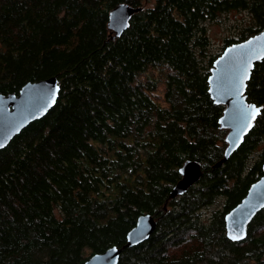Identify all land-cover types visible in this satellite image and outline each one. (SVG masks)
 I'll return each instance as SVG.
<instances>
[{
	"label": "trees",
	"instance_id": "1",
	"mask_svg": "<svg viewBox=\"0 0 264 264\" xmlns=\"http://www.w3.org/2000/svg\"><path fill=\"white\" fill-rule=\"evenodd\" d=\"M148 1L0 0V93L50 77L59 87L47 113L0 149V264H83L123 247L142 214L155 229L117 264H264V208L239 242L224 222L263 174L264 149L252 157L264 143V58L245 89L260 113L219 167L224 106L207 83L220 55L207 24L244 14L223 49L240 43L263 30L264 0ZM119 4L140 10L116 36ZM187 160L201 175L170 199Z\"/></svg>",
	"mask_w": 264,
	"mask_h": 264
},
{
	"label": "water",
	"instance_id": "2",
	"mask_svg": "<svg viewBox=\"0 0 264 264\" xmlns=\"http://www.w3.org/2000/svg\"><path fill=\"white\" fill-rule=\"evenodd\" d=\"M139 10L119 4L109 13V30L116 36L119 35L126 29L130 17ZM263 58L264 28L240 43L227 46L212 63L207 79L208 93L214 104L224 106L218 123L221 129L227 130L223 158L213 167L221 166L240 146L260 113V106L247 102L245 89L254 64ZM58 91L56 78L50 77L26 83L17 94L0 93V149L29 123L43 117L54 105ZM261 170L262 176L249 186L241 201L224 215L225 236L230 241L243 240L247 225L264 208V162ZM178 172L181 178L172 186L170 199L182 195L201 175L200 165L191 160L184 162ZM154 229V217L151 214H142L126 234V244L123 247L113 246L101 253H95L83 264H117L125 247L144 242Z\"/></svg>",
	"mask_w": 264,
	"mask_h": 264
},
{
	"label": "rangeland",
	"instance_id": "3",
	"mask_svg": "<svg viewBox=\"0 0 264 264\" xmlns=\"http://www.w3.org/2000/svg\"><path fill=\"white\" fill-rule=\"evenodd\" d=\"M154 0H149L148 4L151 5ZM247 16L244 14L239 13H231L228 16H223L218 19V21L210 22L207 24V32L208 36L212 43L211 52L214 54H221L223 49V40L226 37H232L235 36V33L237 31V26H240L244 23H246ZM223 49V50H222ZM158 70L154 71L153 75L155 77H158L159 73H157ZM145 77V76H144ZM142 77V78H144ZM164 91V83L160 82L158 85V89L156 91V94L161 95ZM264 149V143H261L256 148V153L252 157V162L256 161L257 159L260 160V155L262 154V151ZM218 204H215L214 207H211L209 209L206 208L204 211L205 214H208L212 209H215Z\"/></svg>",
	"mask_w": 264,
	"mask_h": 264
}]
</instances>
